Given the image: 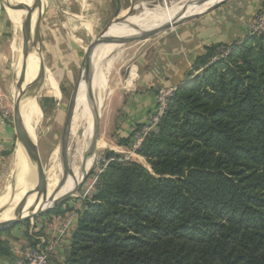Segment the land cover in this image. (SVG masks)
Wrapping results in <instances>:
<instances>
[{
  "label": "trees",
  "instance_id": "trees-1",
  "mask_svg": "<svg viewBox=\"0 0 264 264\" xmlns=\"http://www.w3.org/2000/svg\"><path fill=\"white\" fill-rule=\"evenodd\" d=\"M136 154H106L66 264H264V37L204 47Z\"/></svg>",
  "mask_w": 264,
  "mask_h": 264
},
{
  "label": "rangeland",
  "instance_id": "rangeland-1",
  "mask_svg": "<svg viewBox=\"0 0 264 264\" xmlns=\"http://www.w3.org/2000/svg\"><path fill=\"white\" fill-rule=\"evenodd\" d=\"M0 1L7 10L8 7L6 3H4V0ZM27 1L30 2V0ZM47 1L43 13V37L41 38V52L45 71L42 85L37 87L34 96V99L37 102L38 111L36 110L34 103L35 100H33L32 94L30 93L31 86L30 88L28 87L24 95L25 107H23V113L31 123L32 130L36 136L33 142L36 147L39 174L41 175L39 184L40 186L45 187L42 190H37L35 195L48 190L59 189L61 186V172L63 171V166L61 165L64 162L58 154V147L66 117L68 101L79 75L83 53L92 37L97 35L113 19V13L117 8L115 0H106L105 4H101L102 11L100 14L99 10L98 12L95 10V7L97 6L94 4V6H90V8H85L83 10L81 18L72 19L73 16H68L69 18L64 17L65 15L62 16L61 11H57V6L53 0ZM16 2L20 4L19 6L22 8V3L19 0H16ZM132 2L134 3L135 8L130 14L127 13L130 5L128 2H126L127 4H124L123 8H121L120 13L125 11L126 15L129 16L140 15L142 17H148L152 14L149 15L148 12L145 11V8H151L153 11H156L153 15H159L160 11L162 12L163 9L168 7L182 10L181 8L187 4L188 0H132ZM52 7L55 9L57 15L53 13ZM59 8L68 10L65 3L62 2L59 3ZM22 10L23 12L25 11L23 8ZM191 12L192 11L187 9V13ZM70 13L73 14L78 12L72 8L70 9ZM77 15L79 16V14ZM91 20H93V22H91ZM11 21L12 23H9V29H12V32L14 31V33L11 38L12 51L10 53L9 71H7L6 74L10 86L7 88V91L1 93L0 96V119L2 123L8 124L13 130H15L13 101L15 91L13 93V86L17 80V77L15 76L19 70L21 61L22 39L21 30L12 19ZM85 21L89 22L91 30L85 28L83 25ZM150 29L151 27L143 26L134 29L132 33L133 36H137L141 30L148 31ZM172 30L174 29H171L170 31ZM170 31L167 30L152 38L133 40L126 42L125 44L121 43L108 49L110 51H107L106 53H111V56L109 55V57L112 59V62L115 61L109 72L108 80L103 85L104 92L101 103L102 116L100 117L98 128L99 138L95 164L90 169L85 180L79 185L76 192L58 207L52 209L59 210L58 214H49L48 212L52 211L50 210L46 213L30 218L29 220L18 222L9 228L0 230V240L2 242L0 244V257H9V250L12 251L14 247L15 250L19 248L18 254L20 253L21 257H19L20 262L18 264H27L23 260L22 255L25 248H31L38 252H45L48 256L49 264H66L65 261L70 240L76 228L78 219L84 210V204L94 194L99 174L103 171L109 161L114 160V158L106 160V154L111 151L117 152V154L123 155L118 161H136L142 167L150 171L147 162L132 150L134 145L133 141H131L128 147L120 146L118 143L121 137L116 136L115 131L121 130L119 126V120L121 117L119 109L122 108L123 104L122 102L117 104L116 99L119 95L130 90L126 82L130 77L131 69H133V73L136 75L135 66H138V57L142 56L147 48L166 37ZM144 40L147 41L142 42ZM101 52L103 53V49ZM102 53L97 54L96 57H99L100 55L102 56ZM38 72L39 68L37 65V78ZM80 88L81 82L79 81L73 118L68 132V160L69 149H76L80 146L78 138L75 135L76 133L73 134V130L78 129L75 124V118L82 111L84 102L81 98H83L86 93L84 87ZM71 132L73 134L72 136ZM17 146H19V143L16 141L12 154L8 158L7 166L3 171V183L0 184V197L4 194L9 197L13 193L14 183L18 172L14 162V153ZM84 153L85 151L79 153L80 156L78 155L77 160L74 162H72V160L70 162L69 160V169L66 171L68 174V183L73 180L72 176L76 167L82 166ZM21 238L24 240L22 243H25L18 246L16 242L21 240ZM8 244H10V247ZM63 246H65L66 252H62L64 248ZM60 253L63 257L59 261L53 262V258H55L56 255L59 256ZM12 254L16 255L15 253Z\"/></svg>",
  "mask_w": 264,
  "mask_h": 264
},
{
  "label": "crops",
  "instance_id": "crops-1",
  "mask_svg": "<svg viewBox=\"0 0 264 264\" xmlns=\"http://www.w3.org/2000/svg\"><path fill=\"white\" fill-rule=\"evenodd\" d=\"M53 1L57 6V11H61L62 16L65 15L64 17L66 18L68 16H73L72 19L81 18L83 10L85 8H90V6H94V4L97 6L95 7V10H97V12L99 10L100 14L102 11L101 4L106 3V0ZM11 2L15 7H20L16 0H11ZM47 2L48 1L46 0V3ZM61 2L65 3L68 10L59 8V3ZM126 2L131 5L132 0H115V5L121 10L124 4H127ZM44 4V0L33 1L34 23L39 10L44 7ZM263 4L264 0H225L212 11L173 28L174 30L170 31L166 37L147 48L142 56L138 57V66L134 65L136 75L133 73V69H131L130 77L126 82L130 90L119 95L116 99L117 104H120L121 102L123 104L122 108L119 109L121 113L119 120L121 130L115 131L116 136L126 138L134 129L135 124H143L146 121L148 114L152 112L154 107L157 89L176 88L183 80H185L189 71H191L194 60L203 53L204 47L215 43L229 46L243 40L247 34L248 22L251 20L254 12L259 7H262ZM72 8L78 13L71 14L70 9ZM52 9L53 13L57 15L55 9L53 7ZM24 13L25 11L23 12L22 8L15 10L8 7L6 10L0 1V96L1 93H5L10 86L6 74L7 71H9L10 53L12 51L11 38L14 31L12 32V29H9V23H12V19L21 30L23 22L22 15ZM77 14H79V16ZM43 18L44 16H42L41 20V38L43 37ZM91 22H93V20H91ZM83 25L87 30H91L89 22L85 21ZM132 31L133 30L125 32L122 35V38L133 36ZM145 41L147 40L142 42ZM32 48L36 73L30 86L35 81L39 61L38 44H32ZM114 61L111 62L110 71L113 67ZM32 97L33 100H35L33 95ZM34 103L36 110L38 111L36 100ZM16 141L15 130H13L8 124L2 123L0 119V184L3 183V171L7 166L8 158L12 154ZM22 155V149L17 146L14 153L16 168L19 165ZM2 197H0V199ZM22 241L24 240L21 238V240L16 242L18 246L25 243H22ZM8 246L10 247V244H8ZM63 247L62 252H66L65 246ZM18 250L19 248L15 250L14 247L12 251L9 250V257H0V264H18L20 262L19 257H21L20 253L18 254ZM12 253H15L16 255H13ZM62 257L63 255L61 253L59 256L56 255L55 258H53V262L59 261Z\"/></svg>",
  "mask_w": 264,
  "mask_h": 264
},
{
  "label": "bare ground",
  "instance_id": "bare-ground-1",
  "mask_svg": "<svg viewBox=\"0 0 264 264\" xmlns=\"http://www.w3.org/2000/svg\"><path fill=\"white\" fill-rule=\"evenodd\" d=\"M19 1L22 3V5L24 4L30 5L31 3H33L34 0H30V2H28L27 0H19ZM219 1L220 0H206L199 7H188L189 11H192V12L187 13V14H193V13H198V12L202 13L208 10L209 8H211L213 5H215ZM44 2L46 4V0H44ZM45 4H44V7H45ZM44 7H42L41 9H44ZM145 11L148 12L149 15L150 14L152 15L148 17H142L140 15L139 16H127L125 17L124 20L121 21V23L111 25L106 34L109 36H115V37H119V39H122V35L125 32L129 30H134L133 28L132 29L126 28L124 24L134 26L135 29L139 27H143V26L151 27L150 30H153L158 27H166L167 30L170 31L171 29L174 28L173 24L179 19H181L182 17V13H181L182 10L177 9V8H171V7L163 9L162 12L160 11L159 15H153L154 13H156V11H153V9L151 8H145ZM32 15H33V21H34L33 6H32ZM22 16H24V14ZM123 16H125V11H122L119 14V17H123ZM141 32H144V31L141 30L140 33ZM113 46H115L113 42L102 43L98 45L93 50L86 77L85 76L83 77V74H82V77L80 79L81 88L84 87V89H86V93H85V96L81 98V100L83 99V102H84L82 106L83 107L82 111L75 118V124H76V127H78V129L73 130V134L76 133L75 135L78 138V142L80 146L79 148H76V149L70 148L69 149L70 152L68 153V156H69L70 162L71 160L72 162H74L77 160L79 153L81 152L83 153L85 151L82 166L76 167L74 174L72 176L73 180L70 181L69 183L67 182L68 174L64 172V170L61 172V177H62L61 186L64 185L63 187L60 186L61 188L59 187V189L56 187L57 189L55 190H48V191H45V192H42V193H39L37 195L30 197L24 208L23 216H25L28 213L26 212V210H27V207L32 203L33 198L34 200L38 202L34 211H39L40 209L50 206L53 200L57 199L58 197L66 193L71 192L80 183L84 174L87 171H89L92 168V166L95 164L97 143H98V139H97L95 145H93L96 117H97V112L100 117L102 116L101 103H102V95L104 92L103 85L106 83L108 79L111 62H112V59L109 57V55L111 56V53H106V52L110 51L108 49ZM102 49H103V53L101 52ZM101 53H102V56L100 55L99 57H96L97 54H101ZM21 61H22V57H21ZM21 61H20L19 70L15 77H17V75L20 72ZM35 73H36V65H35L33 53L31 50L27 58L25 78H24V83L22 85L23 95H22L21 104H20V114H21L24 127L26 128V131L28 135L30 136V138H32V140H35L34 139L35 134L32 130L31 123L28 121V119L23 113V107H25V101L23 98H24V95L28 87L30 86V84L32 83L34 79ZM13 88H14L13 93L15 91L13 101H15L17 98L16 85H14ZM73 134L71 132V136ZM85 142H86V148H85ZM69 160H68V164L70 163ZM17 171L18 172H17V177L15 179L16 181L14 183L15 185L13 188V193L9 197L7 195H4L0 199V222L12 216L14 210L19 208L22 200L25 198L26 192L34 184L33 168L30 162L28 161V159L26 158V156L24 155V153L17 167ZM23 216L16 217L13 219V221L15 222L19 221L22 218H24Z\"/></svg>",
  "mask_w": 264,
  "mask_h": 264
},
{
  "label": "water",
  "instance_id": "water-1",
  "mask_svg": "<svg viewBox=\"0 0 264 264\" xmlns=\"http://www.w3.org/2000/svg\"><path fill=\"white\" fill-rule=\"evenodd\" d=\"M205 1L206 0H188L187 4H185L182 8L181 19L176 21L173 24V27L176 28L177 26H179V25H181L187 21L193 20L197 17H200V16L212 11L220 3L224 2L225 0H220L215 5H213L211 8H209L208 10H206L202 13L198 12V13H193V14H187L188 7H199ZM4 3H6L7 7H10L11 9L17 10V9L21 8V7H19V8L15 7L10 2V0H4ZM21 6L25 10L26 13L24 14V16L22 18L23 22H22V27H21V39H22L21 68H20V72L16 78L17 80L15 83L16 88H17V98L14 101V115H15L14 119H15V126H16L15 135H16L17 142L19 143L20 148L22 149L24 155L26 156V158L28 159V161L30 162V164L33 168L34 184L26 192L25 198L22 200L19 208L14 210L12 216L10 218L0 222V230L9 228L18 222L29 220L30 218L36 217L40 214L46 213V212L58 207L66 199H68V197H70L74 192H76L79 185L85 180V178L87 177V175L90 171L89 170L84 174L80 183L71 192L66 193V194L58 197L57 199L53 200L52 204L46 208L40 209L39 211H34L38 202L36 200H34V198H33L32 203L27 207L26 212H28V213L25 216H23L24 208L26 206L28 199L30 197L34 196L37 190H42L43 188H45L44 186H40V184H39V179H40L41 175L39 174V166H38V159L36 156L35 143L33 142L32 138H30V136L28 135V133L24 127V124L22 122V118H21V114H20V104H21V98L23 95L22 85L24 83V78H25L27 58H28L29 53L33 49L32 44H38V59H39V61H38V68H39L38 78L37 77L35 78V81L31 85V90H30V93L33 96H35V92H36L37 87L42 85L45 66H44V61H43L42 52H41V20H42V16L44 13V9L39 10L37 17H36V21L34 23L33 15H32V3L30 5L24 4ZM134 8H135L134 3L132 2L128 8L127 13L130 14ZM119 14H120V9L116 8V10L113 14V19L97 35H95L91 39V41L88 43V45L85 47L83 57H82V61L80 64L79 75L77 77L74 89H73V91L70 95L69 101H68L67 110H66V117H65L63 128H62L60 143H59V147H58V154L63 159V162H64L63 163L64 165L62 164V166H63L62 168H63L64 172H66L69 169L68 159L66 156L67 151H68V132L70 130L71 122H72V118H73L74 106H75L76 96H77V89H78L79 81L82 77V74H83V77L84 76L86 77V75H87L93 50L98 45H100L102 43L113 42L114 45H119L121 43L125 44L126 42L133 41V40H143L145 38H150V37L152 38V37H154L160 33H163L167 30L166 27H158V28H155V29L150 30V31L148 30V31L141 32L137 36H131V37L122 38V39H119V37L107 35L106 33H107V31L111 25L121 23V21L124 20L125 17L129 16V15H126V13H125V16L119 17ZM124 25L126 28L135 29L134 26H130L128 24H124ZM99 123H100V116L97 112L94 141H93L94 144L93 145H95V143L98 139ZM93 150H94V148H93ZM20 216H23L24 218H22L21 220H19L17 222L13 221L14 218L20 217Z\"/></svg>",
  "mask_w": 264,
  "mask_h": 264
},
{
  "label": "built area",
  "instance_id": "built-area-1",
  "mask_svg": "<svg viewBox=\"0 0 264 264\" xmlns=\"http://www.w3.org/2000/svg\"><path fill=\"white\" fill-rule=\"evenodd\" d=\"M262 35L264 37V4L259 7L253 14L251 20L247 25L246 36ZM228 49H222L219 54L214 58H223L227 55ZM176 88H158L155 94V102L152 112L148 114L143 127L134 132L132 141L134 142L132 150L136 151L140 148L144 137L159 123L164 111L166 110L168 100L174 95ZM1 106V100H0ZM23 260L27 264H49L48 256L45 252H38L31 248H25L23 253Z\"/></svg>",
  "mask_w": 264,
  "mask_h": 264
}]
</instances>
